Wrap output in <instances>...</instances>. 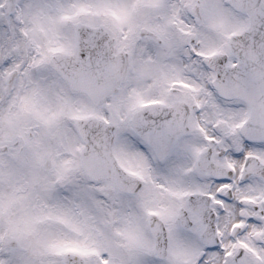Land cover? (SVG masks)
Listing matches in <instances>:
<instances>
[{
    "label": "snow or ice",
    "instance_id": "6c2138e0",
    "mask_svg": "<svg viewBox=\"0 0 264 264\" xmlns=\"http://www.w3.org/2000/svg\"><path fill=\"white\" fill-rule=\"evenodd\" d=\"M0 264H264V0H0Z\"/></svg>",
    "mask_w": 264,
    "mask_h": 264
}]
</instances>
